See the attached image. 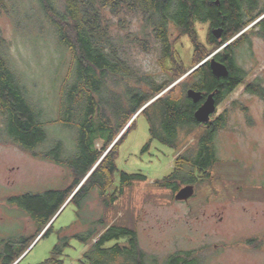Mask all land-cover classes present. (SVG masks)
<instances>
[{
	"label": "trees",
	"instance_id": "1",
	"mask_svg": "<svg viewBox=\"0 0 264 264\" xmlns=\"http://www.w3.org/2000/svg\"><path fill=\"white\" fill-rule=\"evenodd\" d=\"M37 1L38 9L51 21L59 47L72 54L70 71L58 90L57 116L43 118L42 109L27 95L8 53L10 43L0 28L1 122L8 141L35 157L70 168L74 180L67 187L9 197L31 217L37 231L31 237L12 236L1 241L0 264H20L26 250L52 229L70 204L77 206L88 228L72 236L62 233L52 256L37 264H64V251L71 237L90 244L79 258L81 264H150L136 227L123 217L108 216L127 188L147 180L143 173L118 168L120 147L137 118L144 115L151 137L144 150L152 140L176 149L173 172L156 182L159 187L177 193L180 185L198 182L195 176L205 174L211 178L212 167L221 162L215 138L226 119L220 115L207 123L199 122L195 110L200 103L187 96V89L202 90L205 95L217 90L218 109L246 82L248 72L238 64L237 50L251 45L253 36L264 38V0H61L62 6L59 0ZM16 2L0 0V13L9 11ZM132 16L141 19L135 32L128 26ZM199 22L210 23L207 42L199 37ZM172 25L192 42L191 64L197 65L180 82L178 95L179 86L166 89L188 69L171 37ZM212 27L223 28L220 40L211 32ZM152 41L160 50L164 71L172 73L161 80L142 73L133 61L131 48H150ZM216 50L212 56L228 66V76L213 73L210 55ZM142 83L148 84L146 90L140 86ZM245 85L248 92L264 99V86L259 82ZM52 122L73 131V151H68L63 139L50 136L47 124ZM182 131L195 133L198 141L193 150L178 154ZM98 139L103 141L101 149L96 146ZM188 168L191 177L186 173ZM94 190L104 207L98 219L83 214ZM201 259L197 251L184 250L170 254L163 264H202Z\"/></svg>",
	"mask_w": 264,
	"mask_h": 264
},
{
	"label": "rangeland",
	"instance_id": "2",
	"mask_svg": "<svg viewBox=\"0 0 264 264\" xmlns=\"http://www.w3.org/2000/svg\"><path fill=\"white\" fill-rule=\"evenodd\" d=\"M58 4L62 6V1ZM38 8L37 0H17L9 11L0 13V28L10 43L8 53L24 90L42 109L43 118L50 119L57 116L58 90L70 71L72 54L61 50L49 17ZM130 19L129 29L135 32L141 26V19L133 16ZM170 28L182 64L188 70L166 91L179 86L197 67L191 64L192 42L173 25ZM197 30L200 39L207 42L210 23L199 22ZM139 37L143 35L140 33ZM149 47L131 48L134 63L142 73L154 75L158 80L171 75L164 71L160 50L153 41ZM237 62L248 72L246 82L212 115V119L220 115L226 119L215 138L221 162L212 167L211 178L205 174L195 176L199 181L194 183L195 192L187 200L176 199L171 188L156 184L173 172L176 149L152 140L144 150L151 139L144 115L137 118L120 147L118 168L143 173L147 180L127 188L108 216L109 219L123 217L136 227L140 246L147 252L150 264H163L170 254L184 250L197 251L202 264H264V99L248 92L245 85L256 81L264 86V38L253 36L251 45L239 48ZM127 81L137 85L133 80ZM110 86L117 89L116 84L110 82ZM140 86L148 88L147 83ZM180 91L179 86L176 94ZM47 127L51 137L63 139L68 151H73V131L56 127L54 122ZM205 128L200 127V131ZM197 141L195 133L187 135L182 131L177 153L193 150ZM96 146L101 149L103 141L98 139ZM191 171L186 170L188 177L193 175ZM116 179L119 180V173ZM73 180L70 168L35 157L8 141L0 117V243L12 236L31 237L37 231L31 217L9 197L67 187ZM187 184L193 183L180 186ZM85 205L86 218L98 219L104 211L97 190ZM78 211L75 204L68 205L52 229L26 250L20 264H37L51 257L62 233L72 236L85 231L88 225L83 223ZM69 241L64 264H81L79 258L90 244L85 245L75 237Z\"/></svg>",
	"mask_w": 264,
	"mask_h": 264
},
{
	"label": "water",
	"instance_id": "3",
	"mask_svg": "<svg viewBox=\"0 0 264 264\" xmlns=\"http://www.w3.org/2000/svg\"><path fill=\"white\" fill-rule=\"evenodd\" d=\"M211 32L215 37H217L220 40L223 34V28L212 27ZM210 65L213 70V73L217 77L229 75L228 66L222 61L217 60L215 56L211 57ZM216 92L217 90L205 95L202 90H196L194 88L187 89V96L191 98L195 103H198L204 99V101L195 110V117L199 122L202 123L209 122L212 118V115L216 112L217 110V100L215 97ZM194 192H195V185L187 184L177 191L175 197L176 199L187 200L190 196L194 194Z\"/></svg>",
	"mask_w": 264,
	"mask_h": 264
},
{
	"label": "flooded vegetation",
	"instance_id": "4",
	"mask_svg": "<svg viewBox=\"0 0 264 264\" xmlns=\"http://www.w3.org/2000/svg\"><path fill=\"white\" fill-rule=\"evenodd\" d=\"M203 101H204V99H203V100H201V101H200V102H198V103H200V104H201ZM200 104H199V105H200ZM182 187H183V186H182ZM182 187H180L179 189H181ZM179 189H178V190H179ZM178 190H177V191H178Z\"/></svg>",
	"mask_w": 264,
	"mask_h": 264
}]
</instances>
